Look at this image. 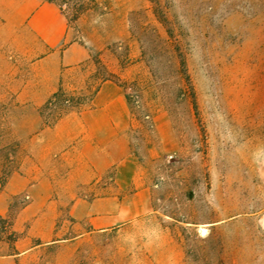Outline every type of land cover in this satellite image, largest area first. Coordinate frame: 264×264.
Returning <instances> with one entry per match:
<instances>
[{"label":"rangeland","instance_id":"1","mask_svg":"<svg viewBox=\"0 0 264 264\" xmlns=\"http://www.w3.org/2000/svg\"><path fill=\"white\" fill-rule=\"evenodd\" d=\"M44 1L91 49L66 75L80 107L105 80L126 94L153 210L96 229L78 220L85 206L41 204L105 194L78 179L85 166L35 172L17 193L0 189V264H264V0ZM15 15L0 12L2 187L28 159L21 137L35 108L57 89L15 48ZM58 110H44L51 125Z\"/></svg>","mask_w":264,"mask_h":264},{"label":"crops","instance_id":"2","mask_svg":"<svg viewBox=\"0 0 264 264\" xmlns=\"http://www.w3.org/2000/svg\"><path fill=\"white\" fill-rule=\"evenodd\" d=\"M0 12L24 14L15 15L16 19H10L7 25L14 31L15 48L26 56L31 76L42 78L43 88H58L61 84L68 88L66 75L91 59L90 47L69 40L68 20L48 1L0 0ZM35 109V126L21 137L30 142L28 159L4 187L0 182L4 198L26 188L37 178L35 172L55 173L70 168L74 173L76 167L85 166L84 176L78 179L101 181L105 194L92 199L46 196L41 204L85 206L78 220L101 230L136 221L153 210L149 182L138 171L135 157L134 114L121 88L105 80L89 105L69 111L53 125H45L41 112ZM14 179L22 182L18 191L12 189ZM5 208L0 201V211Z\"/></svg>","mask_w":264,"mask_h":264},{"label":"trees","instance_id":"3","mask_svg":"<svg viewBox=\"0 0 264 264\" xmlns=\"http://www.w3.org/2000/svg\"><path fill=\"white\" fill-rule=\"evenodd\" d=\"M98 90H94L88 99H92L95 92ZM78 92L70 91L65 88L64 85H60L55 92L49 97L46 103L41 108V114L44 117V124L51 125L52 123L47 120L46 115L44 114V110H53V108L58 107L59 110L55 113V119H60L64 114L68 113L73 109H78L84 103L80 96L77 94ZM0 221L5 223V219L2 215H0Z\"/></svg>","mask_w":264,"mask_h":264}]
</instances>
